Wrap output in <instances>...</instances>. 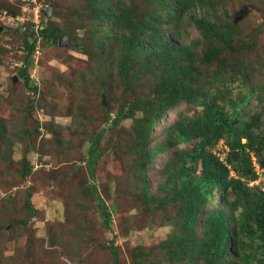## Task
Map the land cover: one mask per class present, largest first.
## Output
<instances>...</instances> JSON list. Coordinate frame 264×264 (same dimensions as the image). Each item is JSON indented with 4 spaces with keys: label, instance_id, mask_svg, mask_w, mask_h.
I'll return each instance as SVG.
<instances>
[{
    "label": "trees",
    "instance_id": "1",
    "mask_svg": "<svg viewBox=\"0 0 264 264\" xmlns=\"http://www.w3.org/2000/svg\"><path fill=\"white\" fill-rule=\"evenodd\" d=\"M255 3L264 6V0H242L243 12ZM46 4L54 19L67 17L75 27L68 30L50 20L39 30L41 46L57 48L67 34L96 66L80 74L87 81L79 87L91 82L107 100L100 107L102 127L87 134L84 162L92 181L84 193L92 198L100 227L111 230L117 209L106 204L94 177L104 155L98 146L107 133L124 136L125 152L138 168L129 182L138 190L136 197L150 211L173 207L169 235L149 251L135 248L130 264H264V180L263 186L248 187L258 179L253 163L264 176V63L258 58L264 61V44L261 54H250L264 22L252 23L256 27L245 33L241 13L228 10L222 0H80L68 14L59 13L52 0ZM30 27L20 31L24 56L15 77L36 94L28 73L36 40ZM189 27L196 36L185 35ZM116 85L123 102L112 109ZM181 104L185 110L161 130L164 138L151 137ZM125 120L131 121L128 131L120 129ZM48 129L55 133L53 126ZM219 141L228 148L224 160L212 152ZM168 149L173 151L159 175L169 170L164 185L170 182V199L151 194L149 177L142 175ZM21 164L26 177L25 155ZM30 196L23 207L34 214ZM112 244L100 248L110 252L112 264H120Z\"/></svg>",
    "mask_w": 264,
    "mask_h": 264
},
{
    "label": "rangeland",
    "instance_id": "2",
    "mask_svg": "<svg viewBox=\"0 0 264 264\" xmlns=\"http://www.w3.org/2000/svg\"><path fill=\"white\" fill-rule=\"evenodd\" d=\"M52 1L61 14L80 5V0ZM222 1L228 10L241 13L245 33L256 27L252 23L264 22L262 4H253L245 13L242 0L239 4L237 0ZM47 7L46 0H0V264H112L110 252L100 248L101 244L108 246L112 242L119 263L130 264L135 248L149 251L169 235L173 207L169 203L163 210L150 211L136 197L133 192L138 190L129 182L138 168L132 164V155L125 152L124 136L107 133L98 146L104 155L95 166L94 177L106 204H115L117 209L111 230L100 227L92 198L84 193L92 182L84 162L90 145L87 134L102 127L104 114L100 107H105L107 100L103 93L102 106V97L91 82L86 88L79 87L87 81L81 80L80 74L93 72L95 63L80 54L77 46L55 48L43 43L37 60L28 69L30 84L37 86V93L23 86L17 77L16 82L12 81L19 67L13 63L22 61L24 56L21 28H29L34 16L44 25L53 20L68 30L73 26L69 18H61L58 13L59 18L54 19L53 9L49 18L42 16L40 11ZM79 34L84 38L83 31ZM185 35L191 38L197 33L189 27ZM244 38L250 39V35ZM263 44L264 29L255 38L250 54H261ZM121 90L117 85L113 88L112 109L123 102ZM185 107L181 104L164 117L151 137L163 139L161 130ZM49 126L54 127L55 133ZM130 128L131 121L121 123L120 129ZM107 141L111 142L109 146ZM188 145L190 148L191 143ZM172 151L163 152L142 173L149 177L150 192L157 197L170 199V182L164 185L169 170L163 175H159V170ZM212 152L224 160L228 148L219 141ZM23 155L30 167L26 177L21 176ZM253 166L258 179L248 183L251 189L263 186L264 180L263 171L257 164ZM29 193L34 214L23 207ZM153 253V258H157Z\"/></svg>",
    "mask_w": 264,
    "mask_h": 264
},
{
    "label": "water",
    "instance_id": "3",
    "mask_svg": "<svg viewBox=\"0 0 264 264\" xmlns=\"http://www.w3.org/2000/svg\"><path fill=\"white\" fill-rule=\"evenodd\" d=\"M51 11H52L51 6H48L46 9L41 10V13L45 17L49 18L51 16ZM1 16H2V13L0 12V17ZM12 16H14V15L12 14ZM1 30H2V27L0 26V31ZM57 44L60 47L77 46V43L75 41L70 40L67 35H63L61 38H59ZM12 81L13 82H16L17 81V78L14 76L12 78ZM101 97H102V106H105L104 94H101ZM232 160L233 161H236L237 160V154L235 152L232 153Z\"/></svg>",
    "mask_w": 264,
    "mask_h": 264
},
{
    "label": "clouds",
    "instance_id": "4",
    "mask_svg": "<svg viewBox=\"0 0 264 264\" xmlns=\"http://www.w3.org/2000/svg\"><path fill=\"white\" fill-rule=\"evenodd\" d=\"M43 10V9H42ZM40 13H41V11H40ZM42 14V13H41ZM42 16H44L43 14H42ZM41 16V17H42ZM45 17V16H44ZM43 18V17H42ZM47 18V17H46ZM37 23L36 22H34V18L31 20L32 22H31V26H32V30H33V32L35 33V37H36V40L34 41V45H35V48H36V43H37V41H39V54H40V49H41V43H42V38H41V36H39V30H42L43 28H44V24L42 23V21L39 19V18H37ZM36 26H37V28H36ZM65 35H67V34H65ZM73 41V40H72ZM35 48H34V51H33V53H32V55H31V57H32V59H33V62L34 61H36L37 60V58H38V56H39V54L38 55H36L35 54ZM21 64H19L18 66L20 67L22 64H23V62L22 61H19ZM17 63V62H16ZM237 159H238V157H237ZM237 161V160H236Z\"/></svg>",
    "mask_w": 264,
    "mask_h": 264
},
{
    "label": "built area",
    "instance_id": "5",
    "mask_svg": "<svg viewBox=\"0 0 264 264\" xmlns=\"http://www.w3.org/2000/svg\"><path fill=\"white\" fill-rule=\"evenodd\" d=\"M37 21H38L37 18H35V16H34V22L37 23ZM36 28H37V26H36ZM38 44H39V41H37V43H36V48H35V54H36V55L39 54V45H38ZM13 64H17V65H19V64H21V63H20V62H17V63L15 62V63H13Z\"/></svg>",
    "mask_w": 264,
    "mask_h": 264
}]
</instances>
